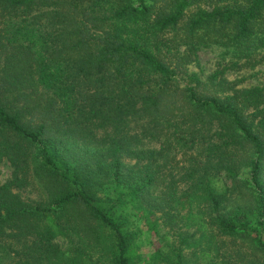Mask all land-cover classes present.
Listing matches in <instances>:
<instances>
[{
  "label": "trees",
  "instance_id": "trees-1",
  "mask_svg": "<svg viewBox=\"0 0 264 264\" xmlns=\"http://www.w3.org/2000/svg\"><path fill=\"white\" fill-rule=\"evenodd\" d=\"M211 47L264 63V0H0V264H264V87Z\"/></svg>",
  "mask_w": 264,
  "mask_h": 264
},
{
  "label": "rangeland",
  "instance_id": "rangeland-1",
  "mask_svg": "<svg viewBox=\"0 0 264 264\" xmlns=\"http://www.w3.org/2000/svg\"><path fill=\"white\" fill-rule=\"evenodd\" d=\"M235 62L233 53L220 47H211L202 49L198 52V61L189 66L190 74H197L201 79L205 80L218 70L223 69V78L231 83H238L240 88L264 87V63L259 64L255 68H231L232 63ZM182 85L189 84L186 78H180ZM13 177V168L9 163L4 162L0 164V185H4L11 181ZM23 198L27 200H37L38 193L28 189L22 192ZM154 246L143 247L140 250L143 258H147L155 249L162 248L159 243V237L153 234ZM178 242V241H177ZM64 246L66 243H62ZM62 245V246H63ZM156 251V250H155ZM187 254V252H186ZM187 264H206L201 258L196 255H190L186 259Z\"/></svg>",
  "mask_w": 264,
  "mask_h": 264
}]
</instances>
